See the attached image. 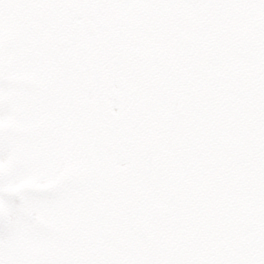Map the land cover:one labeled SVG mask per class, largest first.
I'll return each instance as SVG.
<instances>
[{"label":"snow or ice","instance_id":"6c2138e0","mask_svg":"<svg viewBox=\"0 0 264 264\" xmlns=\"http://www.w3.org/2000/svg\"><path fill=\"white\" fill-rule=\"evenodd\" d=\"M0 264H264V0H0Z\"/></svg>","mask_w":264,"mask_h":264}]
</instances>
